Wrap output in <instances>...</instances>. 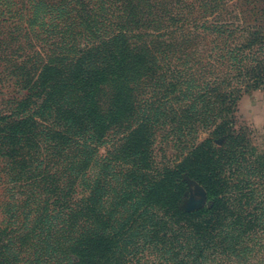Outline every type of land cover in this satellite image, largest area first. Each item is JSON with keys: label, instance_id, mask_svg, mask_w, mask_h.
<instances>
[{"label": "trees", "instance_id": "obj_1", "mask_svg": "<svg viewBox=\"0 0 264 264\" xmlns=\"http://www.w3.org/2000/svg\"><path fill=\"white\" fill-rule=\"evenodd\" d=\"M17 8L26 27L0 42L17 90L0 104V264H264V142L234 117L264 91V0ZM201 126L155 165L156 133ZM184 174L207 207H181Z\"/></svg>", "mask_w": 264, "mask_h": 264}, {"label": "rangeland", "instance_id": "obj_2", "mask_svg": "<svg viewBox=\"0 0 264 264\" xmlns=\"http://www.w3.org/2000/svg\"><path fill=\"white\" fill-rule=\"evenodd\" d=\"M17 2L18 0H0V42L5 37L4 35L15 33L18 29L26 26L17 23ZM1 44V43H0ZM1 46V45H0ZM11 47H13L11 45ZM2 64L0 63V79H1ZM17 93V90L7 83L0 80V104L9 97ZM237 125L248 128L252 132L254 139L258 143L264 142V91L255 90L242 95L237 102L236 112ZM209 136V129H203V126L196 130V135H192L183 140H177L173 136H168L166 133L158 132L152 140V153L154 156L155 165L159 168L162 166L175 165L186 153L192 143H196ZM216 145H220L221 141L217 140ZM104 153V149L100 150ZM186 182V191L182 201V208H189L191 201H197L204 197L203 207H207L210 201L206 198L203 188L190 179L186 174L183 175ZM2 191L0 189V200Z\"/></svg>", "mask_w": 264, "mask_h": 264}, {"label": "water", "instance_id": "obj_3", "mask_svg": "<svg viewBox=\"0 0 264 264\" xmlns=\"http://www.w3.org/2000/svg\"><path fill=\"white\" fill-rule=\"evenodd\" d=\"M204 197L200 200L197 201H191V203L189 204V208L184 209L185 211H194V210H198L201 207H203V203H204Z\"/></svg>", "mask_w": 264, "mask_h": 264}]
</instances>
